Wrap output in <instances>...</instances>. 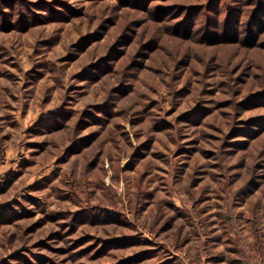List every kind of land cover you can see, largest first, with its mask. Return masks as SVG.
I'll return each mask as SVG.
<instances>
[{"label":"rangeland","instance_id":"374dc122","mask_svg":"<svg viewBox=\"0 0 264 264\" xmlns=\"http://www.w3.org/2000/svg\"><path fill=\"white\" fill-rule=\"evenodd\" d=\"M0 264H264V0H0Z\"/></svg>","mask_w":264,"mask_h":264}]
</instances>
